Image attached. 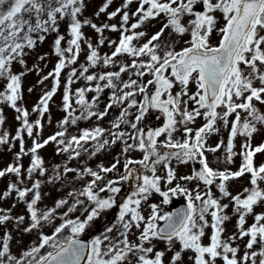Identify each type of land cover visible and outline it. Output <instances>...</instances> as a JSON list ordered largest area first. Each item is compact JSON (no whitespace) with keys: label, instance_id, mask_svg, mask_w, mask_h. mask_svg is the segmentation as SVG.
Returning a JSON list of instances; mask_svg holds the SVG:
<instances>
[{"label":"snow or ice","instance_id":"obj_1","mask_svg":"<svg viewBox=\"0 0 264 264\" xmlns=\"http://www.w3.org/2000/svg\"><path fill=\"white\" fill-rule=\"evenodd\" d=\"M134 2L138 7L132 11ZM112 3L104 0L94 15L99 18L106 13L110 21L119 17V24L97 25L84 17L86 0H0V80L6 81L0 104L14 109L20 121L14 136L6 130L0 133V145H9V150L19 141L15 162L0 169V178L9 174L16 177L0 192V200L15 193L26 209L23 215H13L15 203L11 208H0V226L11 224L21 233L35 232L38 237L17 255L12 251V234L5 231L0 235V264H264V211H255L264 205V164H254L255 155L264 153V143L256 147L251 143L264 128V0H123L120 7L108 12ZM161 15L166 22L150 37L146 31H136ZM132 20L135 22L130 23ZM62 23L66 28L63 34ZM85 27L97 33L95 45L85 35ZM106 30L120 33L118 41L105 37ZM52 34V54L58 59L38 83L50 78L53 83L32 111L40 117L49 112L61 74L70 69L62 96L66 115L59 122L60 130L41 141V119L30 122V113L19 102L23 100L24 75L42 71L39 64L29 67L26 58ZM214 34L219 37L216 44L212 43ZM185 35L189 37L186 40ZM180 40L184 46L177 50ZM106 42L113 50L101 55L99 49ZM84 46L85 62L76 67ZM47 56L38 55L37 59L46 61ZM15 64L23 70L14 71ZM80 80L85 86L73 92L71 86ZM106 90L107 102L100 108ZM87 93L94 95L89 99ZM113 108L120 111L109 127L96 124L78 135L69 134V126L93 118L102 121ZM150 111L162 118L161 126L148 128L144 124ZM198 118L204 123L199 128L190 127ZM4 123L0 110V128ZM221 129L228 131L227 142L209 145V138ZM177 132H182L181 138L176 137ZM25 134L32 139L30 148L25 147ZM238 136L246 140L236 153L233 149ZM49 143L57 145L58 155L67 154V160L54 165L51 172L39 155ZM117 143L123 145V173L119 158L110 167L98 165V170L86 162L81 167L69 166L84 153L90 159ZM222 148L225 163L231 164L236 155L242 157L236 171L210 166L206 153ZM136 150L143 158H128V153ZM25 156L30 157L26 168L21 163ZM173 161L199 168L178 176ZM133 165L140 166L144 174L135 175L136 189L118 203V185L134 176L137 169L130 167ZM158 166L163 167V176L157 174ZM111 173L116 178L108 176ZM246 174L250 187L232 195L228 182ZM77 181L84 183L77 188ZM181 181H195L196 186L189 188ZM45 184H60L70 190L52 207L41 208ZM214 185L219 195L213 192ZM153 194L162 197L165 205L172 197L182 196L186 207L161 214L160 205L152 203L145 216L143 204ZM224 199L228 203H222ZM230 207L237 218V231L224 236L225 223L232 218ZM114 208H118L115 219L85 242L83 234ZM77 211L80 215L73 218L71 214ZM249 216L253 223L245 227ZM46 226L51 227L50 234L44 231ZM206 229L211 233L204 244ZM238 241H245L243 251ZM159 242L166 245L163 250L157 249Z\"/></svg>","mask_w":264,"mask_h":264},{"label":"rangeland","instance_id":"obj_2","mask_svg":"<svg viewBox=\"0 0 264 264\" xmlns=\"http://www.w3.org/2000/svg\"><path fill=\"white\" fill-rule=\"evenodd\" d=\"M104 0H86L87 8L84 12V17L92 19L94 23L97 25H100L102 23H115L119 24L120 18L117 17L114 20H108L107 14H101L99 18H96L94 13L98 10V8L102 5ZM123 3V0H113L112 5L109 7L108 12L114 11L116 8L120 7ZM138 7V2H134L132 5H130V9L132 11H135V9ZM147 7V6H146ZM135 22L134 20L130 21V23ZM166 22L163 15L161 17H158L155 20H152L149 24H146L141 29H137L136 31H146L148 33V37H150L152 34H154L156 31H158L163 23ZM187 22V17L185 18V23ZM222 23V21H221ZM66 28L65 25L62 23L60 27V32L63 34L65 33ZM85 35L90 39V41L95 45L98 39L97 33L91 29L90 27H85L83 29ZM55 34L49 35L46 41L43 44H40L37 46V48L32 51L29 56L26 58L27 64L29 67L33 66L34 64H39L42 71L37 74L35 71L27 72L26 75H24L22 80V94H23V100L19 102V105L25 109L28 110L30 113L29 120L30 122L35 121L36 119L40 118L43 128L39 131V139L42 141L44 139H47L49 136L55 134L57 131L60 130L59 122L65 117V112L63 111L62 106V96L64 92V83L66 80L67 73L70 69H65L64 72L61 74L60 78V87L57 90V93L55 96H53L52 100L49 101V112L45 113L43 117L39 116V113L33 112L32 109L34 106H36L41 98V96L44 94L45 91L49 90L52 86V79L44 81L42 84L38 83V81L44 76L47 75L53 68L55 63L57 62V57L52 54V43H53V36ZM120 33L118 32H111V31H105L104 36L107 37L109 40H117L119 39ZM165 37H167V31L165 32ZM189 37L185 35L183 38L184 40L188 39ZM147 37L142 38L141 43L146 40ZM219 37L215 34L212 37V43L216 44L218 42ZM135 43V41H134ZM183 40H180L176 44L177 50H179L181 47H183ZM114 47V46H113ZM113 48H110L107 46V42L103 47L99 49L101 55L108 53L110 54ZM47 53V60L46 61H38L37 56L43 55ZM87 53V48L84 46L83 51L80 54L79 60L77 62L76 67L79 66V64L85 62V55ZM117 59L120 60H127V57H118ZM46 64V67H45ZM14 71L20 72L22 71V67L19 64H15L13 66ZM100 69H96V71H99ZM125 79H127V76H125ZM86 84L85 81L80 80L76 83H74L71 87L73 92L80 87H84ZM6 86V81L0 80V91H3ZM32 89V91H29V89ZM176 89H174L175 91ZM191 91H195V87H190ZM94 95V93H87V97L91 99V97ZM109 95V91H105L101 95V103L99 105L100 108L104 107V103L107 102V97ZM191 107V105L189 106ZM0 110H2V113L5 117V123L2 128H0V133L3 131H8L10 133V136H14L16 133V130L20 127V121L16 119V116L18 115L14 109H12L7 104H0ZM261 110L264 111V107H261ZM120 109L119 108H113L110 110L109 115L104 118L102 121H96L95 118L91 120H81L78 121L76 126H69L68 132L70 135H78L80 130L86 129V128H92L96 124H99L102 127H109V122L113 120L118 114ZM158 113L154 111H150V113L145 118L144 124L148 128H155L162 125V118L157 119ZM204 123V120L202 118H198L194 124L189 125L192 128H199ZM35 135V133H34ZM177 138L182 137V132H177L176 134ZM228 138V131L225 129H221V132L219 134L213 135L209 138V145L215 146L219 141L223 140L225 143L227 142ZM25 147L30 148L32 145V139L28 138L25 134ZM163 139V137H161ZM246 138L243 136H238L236 140L234 141L235 147L233 149L234 152L239 153L241 151V144L245 142ZM252 146L256 147L262 143H264V128L261 129L260 132L254 135L252 141ZM89 147H91L89 145ZM123 148V145L120 143H117L115 145H112L111 147L107 148L106 150L97 153L95 156L88 158L87 153L82 154L81 158L79 160H73L70 162L71 167H81L84 162H86L88 167L93 168L94 170H98V165H103L105 167H110L117 158L120 159V171L123 173V161L125 157L121 155V150ZM19 151V141L15 142V147H12L11 150H9V145H0V169L6 168L9 164H12L15 162V154ZM39 155L44 159L45 166L49 169V172H51V168L54 165L60 164L62 165L67 160V154L61 153L57 154V145L55 143H49L44 148L40 149ZM207 158L210 162V166L214 169H220L223 170L224 168H229L232 171H236L241 163H242V157L240 155H236L233 158V162L231 164L224 162V156H225V149H221V151L216 153H206ZM128 158L139 160L143 158V153L139 150L131 151L128 153ZM21 163L26 167L30 164V157L25 156L23 157ZM254 164L256 166H259L261 164H264V153H257L254 157ZM173 166L177 169V175L183 176V175H190L192 173V169L199 168V165H193L191 163L189 164H183V165H177L175 161H173ZM130 167H135L137 169L136 173L132 178H130L128 181L122 182L120 185H118L121 188V192L119 193L117 200L119 202H123L126 200L128 196L132 194V192L136 189L138 181L135 179V175L144 174V171L140 166L133 165ZM150 174V173H149ZM158 175L163 176L165 174L164 169L162 166H158ZM71 175V174H70ZM108 176L112 178H116L115 173L108 174ZM35 178V177H34ZM43 179V178H41ZM90 179V178H85ZM16 180V177L12 174H9L5 176L4 178H0V192H3L7 189V185L9 183H12ZM250 176L245 175L239 179H234L228 182V189L232 193V195H236L237 193L243 191L245 187H250ZM26 184H31V181H25ZM84 182L83 181H77L75 182V187L79 188ZM182 184L186 183V186L189 188H193L196 186V182H184L181 181ZM175 184V182H174ZM173 184V186H174ZM264 187V184L261 185ZM201 188L204 186L201 184ZM70 190V187H64L60 184L52 185V184H45L42 185V191L45 193V196L42 200V202L39 204V207H52L54 202L60 198L66 197L67 192ZM162 190L164 189V186L162 184ZM213 192H216L217 195L219 193L217 192L215 185L212 188ZM162 197H160L158 194H153V196L150 197V199L143 204V214L147 216L150 213V208L148 207L149 204L156 203L160 205L161 214L168 213L170 208L178 203H186V200L182 196H175L172 197L171 202L167 205L162 203ZM13 203L16 204V207L12 209L13 215H23L26 213L25 205L23 203H20L16 199V194L13 193L8 199L6 200H0V208H11ZM222 203H228L227 199L222 200ZM255 211L257 213L264 211V205H259L255 208ZM118 213V208H114L107 213H105L100 220L97 221L96 226L91 228L90 230L86 231L85 234H83L84 239L92 240L95 238L96 235L99 234L101 229L103 227L112 222L116 215ZM228 214L232 216L231 207L228 209ZM73 218L75 216L80 215L79 211H77L74 214H71ZM210 219V217H209ZM236 220L237 218L235 216H232V218L225 223V233L224 236L231 235L232 233L237 231L236 228ZM162 222V221H161ZM159 222V224H161ZM56 223H60L59 220L56 221ZM251 223H253V217L249 216L247 220V224L245 227L249 226ZM5 231H9L12 236L13 240L11 241L12 244V251L14 254H19L22 250L26 249L27 247H30L33 243L37 242L38 237L35 232L33 233H21L15 229V227L11 224H9L7 227L0 226V235H2ZM45 232L51 233L52 229L50 226H46L44 229ZM134 231H136L134 229ZM211 233V229H206V235L203 238V243L207 244L209 242L208 236ZM138 234V233H137ZM114 235V234H113ZM133 239L135 237H132ZM247 238H245V241ZM245 241H238V243L241 246V251H243V244ZM235 246V245H234ZM166 247V245L163 242H159L157 244L158 250H163ZM179 245H177V248ZM172 253H167V256H171ZM187 255H191V253H188ZM187 255L185 259L187 258ZM188 264H191V262H188ZM218 264H222L221 262H218Z\"/></svg>","mask_w":264,"mask_h":264},{"label":"water","instance_id":"obj_3","mask_svg":"<svg viewBox=\"0 0 264 264\" xmlns=\"http://www.w3.org/2000/svg\"><path fill=\"white\" fill-rule=\"evenodd\" d=\"M185 207H186V203L175 204V205H173V206L170 208V210H169L168 213L176 212V211H178V210H180V209H182V208H185ZM160 226L163 227V222L160 224ZM84 240H85V242H90L88 239H84Z\"/></svg>","mask_w":264,"mask_h":264}]
</instances>
